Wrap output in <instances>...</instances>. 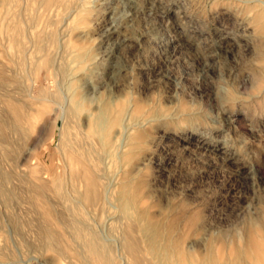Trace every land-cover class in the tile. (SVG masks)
Listing matches in <instances>:
<instances>
[{
    "label": "rangeland",
    "instance_id": "obj_1",
    "mask_svg": "<svg viewBox=\"0 0 264 264\" xmlns=\"http://www.w3.org/2000/svg\"><path fill=\"white\" fill-rule=\"evenodd\" d=\"M221 2L81 0L67 20L68 29L63 26L64 12L48 11L39 0H10L0 6V264H101L84 252L72 220L77 227L90 223L102 238L121 242L124 222L115 213V199L126 168L117 159L131 132L126 127L129 115L123 134H113L120 146L114 142L113 148L108 141L102 145L100 134V107L117 102L119 93L131 100L153 96L171 106L183 96L213 113L210 128L174 123L158 129L151 145L156 154L133 167L137 171L151 166V203L167 206L172 199L178 206H197L200 232L183 242L191 264L207 257L211 243L231 245L237 230L244 235L251 218L264 222V210L256 207L264 202V106L256 108L252 100L222 108L212 83L222 78L241 96L249 95L251 88L235 61L236 18ZM65 29L66 50L58 47L60 37L56 43L52 39ZM120 42L124 46L117 50ZM22 45L27 47L24 59ZM36 45L45 50L37 51ZM201 49L226 59L223 72L214 57L201 55ZM55 53L62 68L51 75L47 63L37 64ZM129 56L138 58L131 61ZM76 100L84 108L68 112ZM12 106H19L20 118L10 112ZM90 127L93 134L87 137ZM80 145L109 185L112 210L107 214L99 208L80 211L67 195L66 161L70 150ZM160 160L170 164L158 167L155 162ZM215 255L228 262L235 258L231 248ZM112 257L113 264L129 262L118 249ZM147 259L153 264L166 261L160 251L147 254ZM177 261L178 256L172 258L173 264Z\"/></svg>",
    "mask_w": 264,
    "mask_h": 264
},
{
    "label": "bare ground",
    "instance_id": "obj_2",
    "mask_svg": "<svg viewBox=\"0 0 264 264\" xmlns=\"http://www.w3.org/2000/svg\"><path fill=\"white\" fill-rule=\"evenodd\" d=\"M39 1L48 11L51 12L54 11L57 13L63 11L64 12L63 26L65 27V25H67L66 29H68L70 23H68L67 20L68 18H70L71 15L74 14L76 8L77 9L79 8V4H80L79 2L81 0L77 1L76 3H73L72 0H39ZM9 2L10 0H0V6L8 5ZM82 6L84 5L82 4ZM5 19L6 18H4V20ZM66 29L60 31L61 33H59L58 35L56 34L52 36V39L55 43L60 37L62 43L58 47L60 48L62 47V49H64L65 47V50L66 48H69V45L66 43L67 41L66 40L62 41V39H65L68 36V35L66 36ZM114 33L115 32H111L109 36L113 35ZM123 46H124L123 42L122 43L120 42L117 47V50ZM36 48L37 51L39 52H43L45 50L43 46L37 47L36 45ZM11 50H12L11 52H14L12 48ZM26 51H27V47L22 45L21 46L22 59L27 57L25 55ZM15 53L16 52H14V54ZM43 57L42 60H38L39 65L37 64V66L40 67L42 62L47 63L51 75L61 71L62 65H59L57 63L58 53L57 54L55 53L53 57H48L47 55L45 59ZM128 58L129 60L133 61L136 58H138V56H133V57L129 56ZM240 83L242 86L246 85L245 80H242V82ZM124 95L125 94L123 93H119L118 95L119 98L117 102H113V103L104 102L100 107V115H101V119L103 120L102 124H104L100 130L101 132L100 134H102L101 135L103 142L102 145H107V141H108V143L113 145V148H114V142L116 143V147H118L117 145H119L121 142L119 140V137L115 141L116 138L113 136V134L120 132V134L122 135L126 127H130L128 132L131 131L127 137V144L125 146L126 149L123 152V154L117 159L119 166L122 165L123 167L126 168L124 175H122L121 177L122 183L118 187V193L115 199L118 204L117 210L115 211L114 209L115 213H119L118 214V217L120 218L119 221L124 222V223L122 222L123 226L121 227V232H120L121 242L115 238L114 240L107 239L106 235H104V233L100 231L106 237V239L102 238L101 235L98 234L99 233L97 232L98 230L96 231L93 225H91L90 223L82 224L83 226L77 227L75 226L74 221L72 220L71 228L75 232V234H77L79 238L82 239L83 243L81 245L84 252H87L88 255H90L93 259L98 260L101 264H113L114 259L112 255L114 251L117 249L123 251L125 255L128 256L129 258L128 264H153L150 260L147 259V254L153 255L159 251L165 255L166 261L164 264H173L172 258L175 256H178L177 264H191L192 263L191 258L185 252L183 247L184 245L183 242L186 238L197 235L200 232L199 224L202 218L201 215L197 212V206H195L194 203L187 204L186 206H180V205L178 206L175 205V202L172 199L169 200L167 206L160 205L157 202L151 203L150 202L152 199L150 195L151 179L149 172L151 166L145 165L144 169H139L137 167L139 170L137 171L133 170V167L139 165V162L142 161L144 158H147L148 155L156 154V151L154 152L153 149L151 148L153 140L157 138L156 131L160 128H164L174 124V122H171L170 120H165L161 118L162 110L166 108H171L176 104H172L171 106L170 104H167L164 101L157 100L153 96H149V98L147 99L135 98L131 100L130 97L127 96L125 97ZM56 99L60 107L64 106L61 105L62 102L59 99V96H57ZM7 107L11 109L10 104H8ZM18 107L12 106L13 111L10 112H13L15 115H17L18 118H20V113H19L20 110ZM82 107L84 108L82 103H80L79 100H76L74 102V105H69L67 107V110L70 113H76V111L80 110ZM14 114H12L13 117L15 116ZM126 115H129V122L128 125H126V127L124 128L123 126ZM59 118L60 117L57 116L56 121ZM234 121L235 120H233V122ZM16 122H18V120ZM143 124H148L149 126L148 127L146 125L141 126ZM135 125H138V128H136ZM92 129L93 127L87 129V134H86L87 137L92 136L93 134ZM98 144L100 143L98 142ZM155 163L158 164V167H167V165L170 164L168 160H160L159 162H155ZM65 167L67 168L66 169L67 186H68L67 195L69 197V200L73 204L75 203L74 205L75 208H78L80 211H84V212L93 208H99L104 213L106 212L108 213V210L109 211L112 210L111 206H109L107 202V195H108L107 189L109 185L106 186L107 183L105 184L103 182L102 179L104 176L102 177L99 173L96 172L94 168V164L89 160L88 152L85 151L81 145L78 149L73 148L70 150ZM160 171L162 172L163 170H159V172ZM201 196L206 197L207 195L202 194ZM207 198L208 196L206 197V199ZM70 216L72 217L73 215L71 214ZM107 217H109V215ZM254 220H252L251 218V222H249L250 224H248L246 228V232L244 233V235L246 236L245 238L246 240L244 241L243 246L238 244L236 241H233V243L231 242V245L223 244L218 247H215L214 243H211L209 246H207L208 247L207 257L201 263L198 264H245V262L248 260L247 259V252L249 248L248 236L250 234L253 224L258 222V221L255 222L256 220L255 221ZM106 221L108 222V220ZM242 231L244 230L242 229ZM140 236L141 238L142 237L145 238L146 241L142 242L140 240ZM161 238L164 239V243H165L162 246L161 244L159 245ZM109 241H116V243L110 244ZM229 248H231L235 254V258L233 259L232 262L223 261L222 259L217 258L216 256L217 254L215 255L217 250L218 252L220 251L223 252L224 250L227 251ZM78 254L81 255V253Z\"/></svg>",
    "mask_w": 264,
    "mask_h": 264
},
{
    "label": "clouds",
    "instance_id": "obj_3",
    "mask_svg": "<svg viewBox=\"0 0 264 264\" xmlns=\"http://www.w3.org/2000/svg\"><path fill=\"white\" fill-rule=\"evenodd\" d=\"M220 6L231 11L237 21L233 39L236 46L235 61L240 64L251 82L249 95L241 96L224 79L212 83L221 107L232 108L240 102L255 100L254 107L264 106V0H222ZM206 59L214 57L216 66L223 72L226 59L214 50L201 49ZM178 103L162 110V119L170 120L178 126L212 127L213 113L198 101L177 97ZM264 210V202L256 206ZM235 240L243 246L245 237L241 231L235 233ZM247 259L250 264H264V223L253 224L248 236Z\"/></svg>",
    "mask_w": 264,
    "mask_h": 264
}]
</instances>
